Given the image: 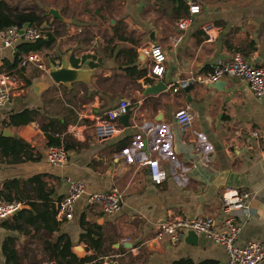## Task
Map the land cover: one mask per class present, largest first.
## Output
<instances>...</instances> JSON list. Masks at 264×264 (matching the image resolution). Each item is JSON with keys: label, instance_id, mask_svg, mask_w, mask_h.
Wrapping results in <instances>:
<instances>
[{"label": "crops", "instance_id": "0c3cea01", "mask_svg": "<svg viewBox=\"0 0 264 264\" xmlns=\"http://www.w3.org/2000/svg\"><path fill=\"white\" fill-rule=\"evenodd\" d=\"M64 1L75 5L68 14L58 3L40 12L42 26L54 39L49 48L37 52L46 70L25 67L17 75L14 96L0 108V134L10 130L16 135L10 139L25 142L32 154L31 160L15 164L0 156V188L5 181L18 180L27 195L32 189L25 182L40 177L52 193L56 211L67 194L68 180L84 183L85 194L76 202L70 221L56 217L59 230L51 236L42 231L18 233L0 225V264H6L1 250L6 238L15 240L21 255L48 264L42 242L60 235L68 236L72 249L82 247L85 257L95 256L100 264H226L224 248L203 236L195 235L191 244L187 232L175 243L157 241L155 234L160 223L176 217H210L215 229L222 230L227 215L221 210V196L228 191L253 195L250 216L240 220L238 214L236 219L242 226L236 244L258 242L264 247V101L254 98L244 82L230 77L220 80L219 88L213 87L217 81L196 83L176 94L170 91L176 81L202 78L235 54L250 66H263L264 0ZM191 6H198L199 13L190 14ZM50 8L59 9L70 23L51 22L46 15ZM183 20L186 29L180 30L177 24ZM208 25L212 29L206 33ZM152 46L160 47L166 58L160 78L150 76V61L142 55ZM14 47L3 48L0 43L2 72L5 61L13 59ZM63 57L71 68L87 64L94 74L68 87L55 84L47 74L49 62L57 67ZM158 82L165 90L146 94ZM122 99L130 104L128 121L120 118V131L98 140L94 119ZM183 108L193 116L186 133L179 131L174 117ZM26 109L35 111L33 122L5 124L10 115ZM51 122L62 130L57 136L69 146L63 168L46 159L50 147L41 125ZM150 160H157L166 172L164 183L150 181L146 166ZM112 188L123 194L118 213L107 215L87 207L88 196ZM98 241L94 250L92 242Z\"/></svg>", "mask_w": 264, "mask_h": 264}, {"label": "built area", "instance_id": "2783aa9c", "mask_svg": "<svg viewBox=\"0 0 264 264\" xmlns=\"http://www.w3.org/2000/svg\"><path fill=\"white\" fill-rule=\"evenodd\" d=\"M190 14H198L199 7L191 6ZM187 21L183 20L177 24L180 30L186 29ZM210 25L204 27L209 33ZM23 31V32H21ZM48 32L43 26L21 27L11 26L0 31V43L3 48L11 49L20 40L35 41L44 37ZM142 55L150 61V76L160 78L164 73L163 63L165 55L160 47L152 46L142 50ZM45 61L37 52L23 54L21 66L24 68L33 65L40 71H45ZM236 78L247 85L252 96L264 101V65L260 67L250 66L240 54H235L230 61L219 62L204 77H191L180 79L170 86L171 93H177L180 89H187L196 83L213 84L225 78ZM17 89V75L0 72V108H3L14 96ZM130 104L127 100L119 101L116 108L103 113L94 119V131L98 140L103 141L114 137L120 130L118 122L127 114ZM175 121L181 133H186L192 125V114L188 108L179 109L175 114ZM47 162L56 168H63L68 159V152L63 146L50 147L46 155ZM150 181L160 185L166 180V172L157 160L147 161ZM66 196L57 205V217L60 220H71L74 215L76 202L85 194V185L80 181L68 180ZM253 195L247 192L228 191L221 196V210L227 216L223 221V229H215L213 218H172L160 223L156 229L155 240L167 239L175 243L185 232L191 231L197 236H203L224 248L227 254L226 264H259L264 259V247L258 242H249L238 246L236 241L242 226L236 222L237 217L247 219L250 216ZM123 194L112 188L109 192L92 194L87 197L88 208L96 209L104 214L112 215L121 210ZM22 204L6 202L0 199V220L8 219L20 211ZM239 214V215H238ZM243 225V224H242ZM109 264H115L113 262Z\"/></svg>", "mask_w": 264, "mask_h": 264}, {"label": "trees", "instance_id": "16d2710c", "mask_svg": "<svg viewBox=\"0 0 264 264\" xmlns=\"http://www.w3.org/2000/svg\"><path fill=\"white\" fill-rule=\"evenodd\" d=\"M43 24V18L32 10L25 11H13L9 6L0 1V31L9 28L11 26H36L41 27ZM61 24V23H60ZM54 42L51 33L46 32L44 37L35 41H25L20 39L14 47L13 59L11 61H5L3 64L4 72L10 74L20 75L24 67L21 66V56L27 53L39 52L44 48H49ZM0 72L1 69H0ZM35 111L23 110L19 113H13L7 119L5 124L9 127L24 126L34 121ZM54 122H51L47 126L41 125V130L45 134L47 144L49 147L63 146L68 152L69 146L64 143L59 136L62 130H56L53 126ZM47 127H51L48 131ZM53 134V135H51ZM0 156L9 158L8 163H22L32 159V154L28 150V145L22 140H13L10 138H3L0 134ZM26 185L31 187V192L27 195H23L21 190L20 181L8 180L3 182L0 188V199L6 202H15L22 205H26L29 209L19 211L16 215L8 218L11 219L12 225H8L9 220L5 219L0 224L2 228H8L18 233H32L37 235L42 231V234L47 237L52 233L58 231L59 222L56 221L57 211L53 204L52 193L45 190V183H43L40 177H34L25 182ZM20 221L21 223H18ZM80 226L83 228L84 223L80 222ZM82 235L81 238L87 237ZM99 241L92 242L94 250H98ZM72 243L68 236L60 235L54 240H44L42 242V250L44 257L48 264H100L97 261V257H84L79 259L72 252ZM2 254L4 256L6 264H23L27 259L29 264H37L40 260L34 257L29 258L21 255L17 249H15V240L13 238H6L1 245ZM176 264H191L190 262H177Z\"/></svg>", "mask_w": 264, "mask_h": 264}, {"label": "water", "instance_id": "95a60500", "mask_svg": "<svg viewBox=\"0 0 264 264\" xmlns=\"http://www.w3.org/2000/svg\"><path fill=\"white\" fill-rule=\"evenodd\" d=\"M46 15H48L50 17L51 22L60 21L62 23H70V20L65 19L61 15V12L59 9L50 8L47 11ZM21 32H23V31H21ZM47 74L55 84H62L65 87H68L71 83L78 81V80L82 81V82H86L87 81L86 78L93 75L94 73L92 71L88 70L87 64H85L83 67L71 68L69 63H68V58L63 57L57 67L53 63L49 62ZM221 86H222V84H220V81H219V83H217L213 87L219 88ZM165 88L166 87H165L163 82H158L157 84L149 87L146 91V94L156 95V94L160 93L161 91H164ZM121 121L123 123H126L128 121V116L127 115L122 116ZM1 136L3 138H16V135L8 129H3ZM25 209H29V207L26 205H21L20 211L25 210ZM186 235H187L186 236L187 241L189 243L194 244L196 242V236L193 232L188 231L186 233ZM72 252L79 259H83L85 257L84 256V249L80 246L74 247L72 249Z\"/></svg>", "mask_w": 264, "mask_h": 264}, {"label": "rangeland", "instance_id": "374dc122", "mask_svg": "<svg viewBox=\"0 0 264 264\" xmlns=\"http://www.w3.org/2000/svg\"><path fill=\"white\" fill-rule=\"evenodd\" d=\"M11 8L13 11H25L32 10L34 12H38L40 15L45 8L47 9L49 6L53 4H57L63 9L64 13L68 14L70 9H73L75 6L73 2H68L64 0H0ZM43 25V24H42ZM60 32V30H59ZM70 221V220H69ZM64 221V222H69Z\"/></svg>", "mask_w": 264, "mask_h": 264}]
</instances>
